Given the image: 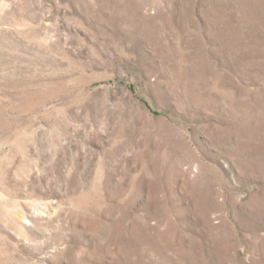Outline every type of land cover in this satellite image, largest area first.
Masks as SVG:
<instances>
[{
    "label": "rangeland",
    "instance_id": "rangeland-1",
    "mask_svg": "<svg viewBox=\"0 0 264 264\" xmlns=\"http://www.w3.org/2000/svg\"><path fill=\"white\" fill-rule=\"evenodd\" d=\"M0 264H264V0H0Z\"/></svg>",
    "mask_w": 264,
    "mask_h": 264
}]
</instances>
